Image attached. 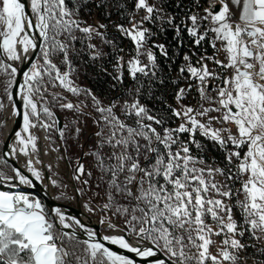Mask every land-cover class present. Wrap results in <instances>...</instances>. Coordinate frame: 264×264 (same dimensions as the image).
Here are the masks:
<instances>
[{"label": "snow or ice", "instance_id": "obj_1", "mask_svg": "<svg viewBox=\"0 0 264 264\" xmlns=\"http://www.w3.org/2000/svg\"><path fill=\"white\" fill-rule=\"evenodd\" d=\"M79 3L80 0H0V72L8 77L4 92L10 102L18 69L5 63V58L33 61L19 85L23 127L14 133L11 153L27 157L37 152L38 138L31 130L56 126L45 96L49 86L89 96L97 113L93 117L96 139L85 155L94 158L106 185V203L101 211L123 217L124 227L119 235L98 236L59 208L50 215L39 199L23 192L0 190V264H238L239 254L247 246L237 237L246 232L256 240L264 237V0H206L207 7L197 2L203 14H186L179 23L174 16H165L157 3L134 0L136 13L143 15L137 18L133 13L128 19L129 27L116 25L135 51L128 59L115 58L116 75L112 78L117 84H123L125 73L133 81L140 76H155L158 65L153 48L168 56L163 44L152 43L155 33L150 25L158 19L163 21V27H173L178 40L186 32L197 47L209 41L210 36L213 49L221 50L217 42L222 45L224 60L213 55L200 57L193 64L191 56L184 55L186 64L180 73H187L189 84L178 90L177 101L195 87L201 100L210 106L199 110L189 106L172 108V116L181 121L175 128L164 127L165 118L152 114L140 103V87L130 90L133 99L120 105L124 116L134 122L129 124L117 114L115 102L105 106L90 90L74 86L69 53L77 40L76 33L88 39L93 35L103 37L99 29L106 27L82 26ZM88 47L94 50L91 59L104 55L95 50V45ZM30 52L36 54L35 59L28 55ZM57 54L62 55L68 71L62 72L53 63L52 57ZM209 60L216 70L205 62ZM213 81L218 82L215 88ZM61 99L52 94L53 102ZM4 107L0 102V110ZM12 107L13 115H20L14 103ZM60 107L80 111V105L71 102L61 103ZM213 112L218 115L211 116ZM198 117H208V122L202 123ZM213 121L221 127L213 128ZM59 132L64 137L63 129ZM197 133L224 152V168L205 165L202 158L192 155L190 145L201 147L195 139ZM182 134H187L183 140ZM26 167L35 180H42L31 160ZM12 171V176L0 172V185L7 183L10 189L33 186V180L19 168ZM74 171L78 173L74 177L77 180L85 175L83 164L78 163ZM217 176L223 181L217 182ZM233 182L239 187H234ZM83 183L87 184V180ZM235 215L242 218V224ZM100 223L116 227L110 217ZM76 228L86 233L87 239L79 240ZM213 236L222 237L215 255L210 251L215 243ZM106 244L118 246L132 256L119 254ZM260 251L264 254V249Z\"/></svg>", "mask_w": 264, "mask_h": 264}, {"label": "trees", "instance_id": "obj_2", "mask_svg": "<svg viewBox=\"0 0 264 264\" xmlns=\"http://www.w3.org/2000/svg\"><path fill=\"white\" fill-rule=\"evenodd\" d=\"M150 1L151 3H157L163 9L165 16H174L176 23L185 20L186 14L202 11V8L197 7V2L203 4L204 7L207 5L206 0ZM79 6L78 19L82 21V26L92 25L97 27L100 24H104L106 27L99 29L104 35L103 37L99 36L98 39H88L83 33H76L77 40L69 53L73 69L71 79L74 86L82 90H90L105 106L109 102H115L117 114L129 124L134 122L124 116L120 110V105L126 100L131 101L133 99V95L129 94L130 90L134 92L137 87H140V103L148 107L152 114L158 117L163 116L165 118L164 127H177L179 122L177 118L172 116L171 109H177L176 94L178 90L183 84H189V80L185 79L187 73H180V68L186 64L183 57L184 55L191 56L192 63L195 64L200 57L215 56V50L210 44V37L209 41L197 47L192 43V38L186 32L178 40L173 27L170 25L163 27V21L158 19L150 25L155 33L152 43L163 44L168 51V56L161 55L158 50L153 48L152 50L157 54L158 67L156 75L149 77L140 76L138 81H133L125 73L123 84H117L112 78L116 75L114 71L115 58L124 55L126 52L135 54V51L131 41L118 33L116 25L124 24L125 27L130 26L128 19L133 13H136L134 0H80ZM145 26L149 25L146 24ZM106 41H111L112 43L109 44ZM90 44L95 45V50L101 51L104 55L95 60L91 59L94 50L88 47ZM149 47L151 48V44ZM119 49H123V51L121 52ZM52 60L62 72L68 71L67 66L62 63V55L57 54L52 57ZM208 62L215 70L217 69V66L210 60ZM192 89L197 93L195 87ZM52 94H57L63 99L58 103L53 102ZM45 96L57 119V123L59 122L60 124L59 127L57 125L58 132L60 129L64 131V137L60 136V132L58 136L65 154L69 157V164L74 166V170L78 163L83 164L85 170L88 168L87 173H92L90 176L86 174L87 184H83L81 182L82 176L80 177V195L90 200L93 205L101 210L102 205L106 203V185L101 179V173L96 167L94 158L90 155H85L93 148L96 139L94 136L96 125L93 122V117L97 113L94 111L93 102L89 96L83 93L77 96L62 87L49 86ZM68 102L80 105V111L60 107L61 103ZM65 125H67L66 128ZM154 126L159 128V126ZM77 128L80 129L78 133L75 131ZM186 137L187 134H182L181 139L183 140ZM195 139L200 143L201 147L197 148L194 144L190 145L193 156L202 158L205 165L225 167L224 152L216 144L199 133H197ZM54 142L56 141L54 140ZM75 157L77 158L76 163H74ZM75 175H78V173H75ZM223 179L220 176L216 177L217 182H221ZM233 186L238 188L239 184L233 182ZM0 190L16 191V188L10 189L9 185H0ZM120 202L124 203V201ZM236 211L238 212L239 210L237 209ZM101 212L105 215V218L110 217L112 223L124 227L122 224L123 217L113 216L111 212L107 214L103 211ZM235 218L241 224L243 223L239 215H235ZM208 222L211 223L210 220ZM237 238L247 246L240 252L241 259L238 264H264V254L260 251L264 249V237L256 240L250 233L246 232L243 237ZM212 239L215 243L211 246L210 251L215 255L221 246L222 237L213 236Z\"/></svg>", "mask_w": 264, "mask_h": 264}, {"label": "rangeland", "instance_id": "obj_3", "mask_svg": "<svg viewBox=\"0 0 264 264\" xmlns=\"http://www.w3.org/2000/svg\"><path fill=\"white\" fill-rule=\"evenodd\" d=\"M149 2L151 3L150 0H149ZM198 12L203 14L202 11H198ZM136 16L138 18V14H136ZM98 37L99 36H96V35L92 36V38H94V39H98ZM217 49H221L222 50V45L219 42H217ZM134 55L135 54H131L130 52H126L122 56L125 59H128V58H130L131 56H134ZM215 58L219 59V60H223V56H221L220 51L215 50ZM141 59H142V61H144V57H141ZM205 62H207L209 64L210 68L215 70V68L210 65V62H208V61H205ZM17 64L19 65V63H17ZM7 79H8V77L6 76V74H4L3 72H0V102H2L3 104H4V102H5L6 98H7V95L4 92V83L7 81ZM212 83H213V86L215 88V86H216V84L218 82L217 81H213ZM187 86H188V84L185 83V84L182 85L181 88H187ZM209 95H214V92H210ZM46 99H47V97H46ZM9 103H10V101H9ZM47 106L52 111L49 103H47ZM183 106H189V107H193V108L199 110L201 108V106L209 107L210 105H209V103L201 100L200 94H199L198 91L196 93L193 89H191L190 91L186 92L185 97H184L183 100L177 102V109H179V108H181ZM2 114H3V110H0V119L2 117ZM5 114H7L6 111H5ZM210 115L211 116H216L218 114L213 112V113H210ZM198 118L201 119L202 123H207L208 122V117H202V118L198 117ZM45 119L47 120L46 117H45ZM53 119L57 122V119H56L55 115H54ZM48 122L50 123L51 121L49 120ZM178 122L180 123L181 121L178 119ZM57 125H58V123H56L55 127L51 128L49 130H45V129L41 128V127H37L38 133L40 134V133L44 132V134L46 135L49 143L51 144L52 149L56 150V152H58L59 155H60L59 158H58L59 167H58V169L56 171L51 170L52 169L51 166H50L51 169H49V168L45 169V172H47L49 175H51L53 178L56 179L55 180L56 184L51 187V192L53 193L55 199L57 201H60V202H63V203H70L71 205H75V198H74L75 191H77L79 189V191H77V192H78V194L80 196V199H81V206L83 208H85V211L87 213H89L94 219H96L99 222L100 231L102 233H104L105 235H115L117 232H121V230L123 229L122 225L115 224L116 225L115 228H108L107 227V223L101 224L100 223L101 219H104L107 222L108 218H105V215L102 214L101 210L97 206L93 205L90 202V200H88L87 198L81 197V195H80V183L81 182L83 183V181H85L87 179V175L86 174H87L88 168H87V170H85V175L82 176L81 182L74 178L75 177L74 166L70 165L69 162H68V158L69 157H68V155L65 154L64 149L62 147L61 140H60V138L58 136L59 132L57 130ZM211 126L213 128H219V127H221V124L218 123V122L213 121ZM224 127H229V126L228 125H224ZM55 137H56V139H55ZM1 138H2V127H0V146H1ZM54 140L56 142H54ZM40 144H41V142H40ZM34 154H35V156L37 155L36 152ZM36 158H37V156H36ZM76 161H77V158L75 157L74 158V163H76ZM19 164H22V162L19 161ZM0 172L5 174L6 176H12L13 175V171H12L11 166L8 165L2 159L1 151H0ZM35 198L38 199L37 197H35ZM85 205H87L88 207H85ZM88 208H91L92 211L90 212L88 210ZM45 211H46V209H45Z\"/></svg>", "mask_w": 264, "mask_h": 264}, {"label": "water", "instance_id": "obj_4", "mask_svg": "<svg viewBox=\"0 0 264 264\" xmlns=\"http://www.w3.org/2000/svg\"><path fill=\"white\" fill-rule=\"evenodd\" d=\"M35 53L29 54V56L33 57L35 59ZM32 60H22L18 67H15L18 69V74L15 77V83L12 89H10L13 93V100L11 101V104H15L16 111L20 113V115H17L14 120L11 121V125L8 128L7 120L5 111L8 110V104L9 100L6 98L4 102V109L3 114L0 119V127H2V138H1V157L2 159L11 166V168H19L25 175L29 176L30 179L33 180V186H26V185H19L16 188V191L23 192L25 194L33 195L37 197L41 203L44 205V208L46 211L51 215L52 211L56 208H59L63 211V213L67 217H71L72 215H75L80 222L85 225V227L93 229L97 232L98 236L105 235L100 231L99 222L94 219L89 213H87L83 207L81 206V199L77 191H75V205H71L70 203H63L60 201H57L51 192V189L47 187L46 185L42 184L40 181L35 180L34 177L31 176L30 173H28L22 166L17 162V160L13 157L11 151L9 150V143L15 138L14 133L16 131H19L23 127V103L19 96V85L23 84V72L28 70L30 67V64L32 63ZM60 126L58 122V127ZM14 174V173H13ZM45 177H49V174L44 171ZM11 183L15 184L16 181H12ZM4 186L8 185L7 183L2 184ZM77 238L79 240L87 239L86 233L82 232L79 228L75 229ZM116 234H121V232H117ZM106 243V242H105ZM110 247L113 251L127 256H132L131 253L126 252L123 249H120L118 246L115 245H107ZM138 259V258H137Z\"/></svg>", "mask_w": 264, "mask_h": 264}, {"label": "bare ground", "instance_id": "obj_5", "mask_svg": "<svg viewBox=\"0 0 264 264\" xmlns=\"http://www.w3.org/2000/svg\"><path fill=\"white\" fill-rule=\"evenodd\" d=\"M21 61H7L5 58V63H11V64H13V66L15 65L16 67L19 66L17 63L20 64ZM6 112H7V114H5V115H7L6 120H7V124H8V128H9L11 125V121L14 120L15 117L17 116V115H13V107H12L11 102L9 103L8 110H6ZM31 131H32V134H34L38 138L36 141V143H37V152H36L37 158H36L35 154L31 153V152H30V155L27 157L20 155V154H12V155L17 160V162H19V161L22 162L21 166L26 171H27V167H26L27 161L31 160L32 166L41 172L42 180L40 182L51 189V187L53 186L52 181L53 180L55 181L56 179L53 178L51 175H49V177L46 178L44 171L47 168H49V169L52 168L51 170L56 171L59 167L58 158L60 155L58 152H56V150L52 149L51 144L49 143L44 132L39 134L37 131V128H33ZM40 142H41V144H40ZM14 143H15V138L8 145L10 151H11V148L14 145ZM49 166H51V168ZM31 196H33V195H31ZM83 209L85 210V208H83ZM71 217L78 219L75 215H72ZM115 235H119V234H115Z\"/></svg>", "mask_w": 264, "mask_h": 264}, {"label": "crops", "instance_id": "obj_6", "mask_svg": "<svg viewBox=\"0 0 264 264\" xmlns=\"http://www.w3.org/2000/svg\"><path fill=\"white\" fill-rule=\"evenodd\" d=\"M237 18H238V13H237V16L236 17H233V21H237ZM212 37L210 36V41H211ZM215 50V49H214ZM220 54L221 56H223V60L225 59V53L223 50H220Z\"/></svg>", "mask_w": 264, "mask_h": 264}, {"label": "built area", "instance_id": "obj_7", "mask_svg": "<svg viewBox=\"0 0 264 264\" xmlns=\"http://www.w3.org/2000/svg\"><path fill=\"white\" fill-rule=\"evenodd\" d=\"M206 7H207V5H206ZM136 14H138V17H139L140 15H143L142 12H140V13H136ZM32 197H34V196H32Z\"/></svg>", "mask_w": 264, "mask_h": 264}]
</instances>
